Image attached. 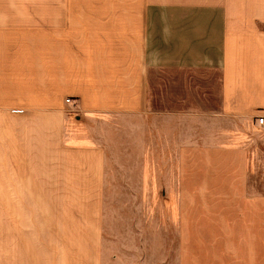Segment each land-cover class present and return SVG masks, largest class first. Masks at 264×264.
Wrapping results in <instances>:
<instances>
[{
    "label": "crops",
    "instance_id": "0c3cea01",
    "mask_svg": "<svg viewBox=\"0 0 264 264\" xmlns=\"http://www.w3.org/2000/svg\"><path fill=\"white\" fill-rule=\"evenodd\" d=\"M257 115L264 0H0V264H264Z\"/></svg>",
    "mask_w": 264,
    "mask_h": 264
},
{
    "label": "built area",
    "instance_id": "2783aa9c",
    "mask_svg": "<svg viewBox=\"0 0 264 264\" xmlns=\"http://www.w3.org/2000/svg\"><path fill=\"white\" fill-rule=\"evenodd\" d=\"M70 99H66V103H70ZM255 122L258 127H260L264 131V115L255 116Z\"/></svg>",
    "mask_w": 264,
    "mask_h": 264
},
{
    "label": "rangeland",
    "instance_id": "374dc122",
    "mask_svg": "<svg viewBox=\"0 0 264 264\" xmlns=\"http://www.w3.org/2000/svg\"><path fill=\"white\" fill-rule=\"evenodd\" d=\"M70 99V98H69ZM71 100V102L73 101V99H70ZM156 196V195H155ZM188 196V200H190V201H194V199H193V195H187ZM157 197H159V201L161 200V195L159 194V195H157ZM157 201H158V199H157ZM191 214H193V210L191 209ZM192 217V216H191ZM192 219V218H191ZM187 232H192V227H187Z\"/></svg>",
    "mask_w": 264,
    "mask_h": 264
}]
</instances>
